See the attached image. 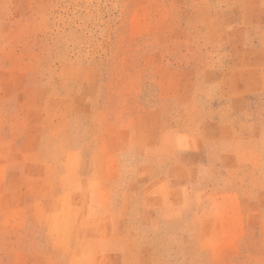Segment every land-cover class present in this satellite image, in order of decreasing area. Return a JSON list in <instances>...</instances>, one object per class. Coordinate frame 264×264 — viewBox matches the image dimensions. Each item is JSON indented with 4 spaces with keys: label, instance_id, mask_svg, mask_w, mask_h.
<instances>
[{
    "label": "rangeland",
    "instance_id": "obj_1",
    "mask_svg": "<svg viewBox=\"0 0 264 264\" xmlns=\"http://www.w3.org/2000/svg\"><path fill=\"white\" fill-rule=\"evenodd\" d=\"M0 264H264V0H0Z\"/></svg>",
    "mask_w": 264,
    "mask_h": 264
}]
</instances>
